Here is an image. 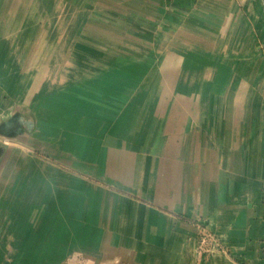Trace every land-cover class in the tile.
Masks as SVG:
<instances>
[{"label": "crops", "instance_id": "0c3cea01", "mask_svg": "<svg viewBox=\"0 0 264 264\" xmlns=\"http://www.w3.org/2000/svg\"><path fill=\"white\" fill-rule=\"evenodd\" d=\"M7 4L0 264H264V2Z\"/></svg>", "mask_w": 264, "mask_h": 264}, {"label": "rangeland", "instance_id": "374dc122", "mask_svg": "<svg viewBox=\"0 0 264 264\" xmlns=\"http://www.w3.org/2000/svg\"><path fill=\"white\" fill-rule=\"evenodd\" d=\"M16 1H23V0H16ZM24 5H22V7H21L22 10L24 9ZM0 6L4 7V9H2V11L7 12L8 7H9V5L7 4V0H0ZM9 23H10V25L13 24V26H14V27H10V31L12 29L16 30V32L14 31L13 35L11 34L13 32V30L11 33L9 32V26H8L7 20H0V29L2 31H4L5 37H7V35L11 34L10 37H7L11 42H13L14 44H21V46H23L25 43L26 44L29 43L28 35H29V31L31 29L33 31V30L39 29L40 27H43V26H45L47 28H51V27L55 28L56 21L53 20V21L47 22L45 20L44 21L43 20H37V21H34L33 25H32L30 21H26L25 19L21 18V19L11 20ZM96 24H99V21H97ZM96 27H98V26H96ZM98 28H96L97 34L99 32ZM36 42H38V40ZM23 47H22V50H23ZM197 244H198L197 245V251L201 252L204 249L203 246L205 245V240H202L201 244L200 243H197Z\"/></svg>", "mask_w": 264, "mask_h": 264}, {"label": "water", "instance_id": "95a60500", "mask_svg": "<svg viewBox=\"0 0 264 264\" xmlns=\"http://www.w3.org/2000/svg\"><path fill=\"white\" fill-rule=\"evenodd\" d=\"M264 2V0H262ZM20 117L14 116L11 119L0 124V135L9 136L13 133L21 131Z\"/></svg>", "mask_w": 264, "mask_h": 264}, {"label": "built area", "instance_id": "2783aa9c", "mask_svg": "<svg viewBox=\"0 0 264 264\" xmlns=\"http://www.w3.org/2000/svg\"><path fill=\"white\" fill-rule=\"evenodd\" d=\"M262 217L264 219V200H263V213H262Z\"/></svg>", "mask_w": 264, "mask_h": 264}]
</instances>
